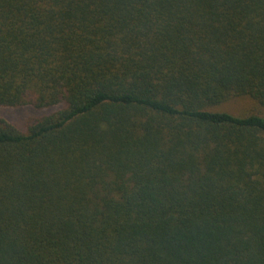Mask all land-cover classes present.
<instances>
[{"label":"trees","instance_id":"1","mask_svg":"<svg viewBox=\"0 0 264 264\" xmlns=\"http://www.w3.org/2000/svg\"><path fill=\"white\" fill-rule=\"evenodd\" d=\"M264 0H0V264H264Z\"/></svg>","mask_w":264,"mask_h":264},{"label":"rangeland","instance_id":"2","mask_svg":"<svg viewBox=\"0 0 264 264\" xmlns=\"http://www.w3.org/2000/svg\"><path fill=\"white\" fill-rule=\"evenodd\" d=\"M221 110L230 111L236 115H242L247 112L259 113L264 116V108L260 107L249 97H238L227 102L221 107ZM55 109L37 110L33 107L6 108L0 106V119L5 120L17 130L25 132L36 118L54 112Z\"/></svg>","mask_w":264,"mask_h":264}]
</instances>
